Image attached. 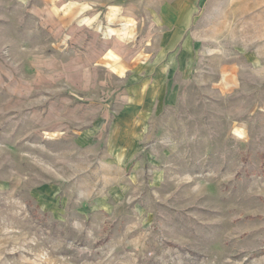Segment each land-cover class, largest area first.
Returning <instances> with one entry per match:
<instances>
[{"label": "rangeland", "instance_id": "rangeland-1", "mask_svg": "<svg viewBox=\"0 0 264 264\" xmlns=\"http://www.w3.org/2000/svg\"><path fill=\"white\" fill-rule=\"evenodd\" d=\"M0 264H264V0H0Z\"/></svg>", "mask_w": 264, "mask_h": 264}]
</instances>
